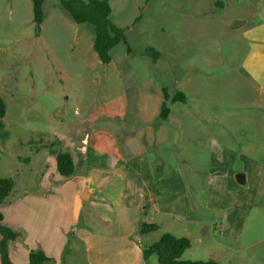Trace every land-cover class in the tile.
Segmentation results:
<instances>
[{
  "label": "rangeland",
  "instance_id": "1",
  "mask_svg": "<svg viewBox=\"0 0 264 264\" xmlns=\"http://www.w3.org/2000/svg\"><path fill=\"white\" fill-rule=\"evenodd\" d=\"M109 5L111 21L125 29L130 53L119 43L111 62L102 65L91 46V27L76 24L58 0H44L38 37L31 0H0V96L7 132L0 140V178L13 179V196L33 189L47 156L45 145L60 149L54 140L60 136L69 142L93 127L190 126L185 133L175 131L170 148L151 153L152 159L169 153L168 166L186 161L182 170L195 205L192 216L207 221L191 228V245L181 259L264 264L263 186L241 214L238 240L218 236L215 208L237 206L245 197L222 175L213 176L221 169L212 142L234 147L237 156L250 143L264 144V91L242 74L248 42L238 22L264 11V1L109 0ZM148 47L159 52V59L151 62L143 54ZM163 88L169 96L168 121L160 116ZM177 93L183 97L175 100ZM252 154L264 162L263 154ZM30 158L38 165L28 164ZM38 217L48 235L65 214L48 209ZM143 243L149 245L146 239ZM82 253L67 250L62 264L71 258L85 264ZM9 258L21 263L13 262L21 259L18 246L11 247ZM148 264H159L155 255Z\"/></svg>",
  "mask_w": 264,
  "mask_h": 264
},
{
  "label": "crops",
  "instance_id": "2",
  "mask_svg": "<svg viewBox=\"0 0 264 264\" xmlns=\"http://www.w3.org/2000/svg\"><path fill=\"white\" fill-rule=\"evenodd\" d=\"M238 22L243 23L248 42L242 74L264 91V11L258 9L251 18L244 16ZM44 23L45 17L42 30ZM169 116L170 111L163 120L168 121ZM177 130L185 133L190 126H104L93 127L69 142L62 141L63 136L54 138L58 150L71 155L74 174L61 176L54 155L47 150L36 188L20 196L11 194L0 206L3 223L20 233L9 246V253L11 247L20 249V261L13 262L25 264L30 250L41 249L51 264H62L67 250L82 249L85 264H148L142 255L143 239L151 245L169 233L188 238L191 245V228L207 221L192 216L195 205L191 204L190 186L182 170L186 161L168 166L170 154L158 152L170 148ZM212 142L214 159L221 169L219 172L217 168L213 176L222 175L230 189L240 190L245 197L237 206L215 208L220 240L236 241L243 227L242 212L264 188V162L252 154L264 155V144L250 143L247 152L237 156L234 147ZM152 149L158 150L157 159H152ZM28 161L38 165L39 160ZM239 173L243 184L236 181ZM242 186L245 188H239ZM48 209L63 211L65 217L54 233L47 235L46 223L38 214L45 217ZM142 224H154L157 229L140 234ZM208 230L207 226L203 232ZM69 264H74L73 258Z\"/></svg>",
  "mask_w": 264,
  "mask_h": 264
},
{
  "label": "trees",
  "instance_id": "3",
  "mask_svg": "<svg viewBox=\"0 0 264 264\" xmlns=\"http://www.w3.org/2000/svg\"><path fill=\"white\" fill-rule=\"evenodd\" d=\"M34 34L39 36L41 25L44 18L43 3L44 0H31ZM59 5L65 10L71 19L78 25H89L93 33L92 48L96 53L100 64L107 65L111 61V51L119 43L126 46L130 53L125 36V29L115 25L110 19L111 8L109 0H58ZM143 54L150 58L151 62L159 59L160 54L153 48L144 49ZM163 103L161 104L160 116L166 119L168 108L166 101L168 93L165 88L162 89ZM182 98V94H175L173 99ZM5 102L0 96V140L7 137V132L3 129L2 119L5 115ZM53 143L45 145L49 153L54 155L56 170L63 177H69L74 174V167L71 155L68 152L53 149ZM14 187V181L11 177L0 178V206L11 195ZM157 229L154 224H142L140 234L152 232ZM20 237V233L6 226L3 223V216L0 213V264H13L9 258V246ZM190 248V240L185 237H174L169 233H164L158 241L145 247H142V255L145 261L151 255H155L159 264H219L214 260L207 261H185L181 259L182 254ZM25 264H51L50 258L41 249L30 250L28 260Z\"/></svg>",
  "mask_w": 264,
  "mask_h": 264
},
{
  "label": "water",
  "instance_id": "4",
  "mask_svg": "<svg viewBox=\"0 0 264 264\" xmlns=\"http://www.w3.org/2000/svg\"><path fill=\"white\" fill-rule=\"evenodd\" d=\"M235 178L238 183L243 184V175L241 173L237 174Z\"/></svg>",
  "mask_w": 264,
  "mask_h": 264
}]
</instances>
